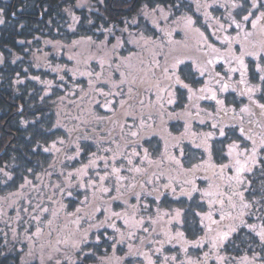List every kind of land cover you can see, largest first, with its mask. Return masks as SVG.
Returning a JSON list of instances; mask_svg holds the SVG:
<instances>
[{
	"label": "trees",
	"instance_id": "trees-1",
	"mask_svg": "<svg viewBox=\"0 0 264 264\" xmlns=\"http://www.w3.org/2000/svg\"><path fill=\"white\" fill-rule=\"evenodd\" d=\"M208 1L210 0H90L86 7H80L78 6L79 0H0V19L3 20V23H0V61H2L0 62V167L12 175V180L9 181L0 174V264H40L39 258L42 255L45 257V264H48L46 257L50 254V249L41 250L40 240L30 243L25 239L24 223L29 220V216L22 211V205L25 204L24 200L19 197L17 203H12V196L7 197L8 193L15 190L19 191V186L25 183V179L33 180L34 183H37L35 186H43L45 180L51 179V176L46 175V172H51L52 175L58 177L61 172L66 173L67 170L73 169L75 171L81 168L82 164H87L86 157L91 155V152H96V150H91L93 145H90L91 141H89L88 144H84L87 147L86 153L82 156V161H76L71 168L63 171L54 164V154L43 150L50 147L59 138L65 139L66 134L61 126L62 123L77 124L81 121H87L88 106L84 102L85 98L88 97L87 94H90L87 78L73 80L74 76L71 73V69L77 68L73 59H69L75 45L74 42L89 38L101 42L106 36H110L109 40L113 43L116 40L112 33L119 38L123 30L127 28L128 33H143L146 37L150 36L149 38L154 41L162 39L164 40L162 43H166L165 46H168L169 42L183 40V34L176 31V28L180 22L185 21L184 17L194 15V12L203 8V4ZM244 2L246 9L252 10L251 0H244ZM261 2L264 3V0ZM145 3L149 4V8L159 4L165 9V15L168 16V19L164 20L158 12L154 14L149 12L147 17L140 15L141 7ZM73 16L78 18L79 23L74 22ZM133 18L138 21L136 24L131 23ZM157 24L159 27L156 26ZM106 29H112V33L106 32ZM160 29L164 30L163 33ZM128 33H124V35L127 36ZM168 33L171 35H167ZM186 46H189L188 42ZM198 49H205L203 42L198 44ZM154 59L157 60L158 58H152L149 65ZM192 73L195 75L196 82L188 79L186 83H189L193 89L201 88L203 83L205 85L208 74L201 77L197 76L195 72ZM61 76L64 77V80L60 79ZM77 76L79 75L77 74ZM33 77L39 79H33ZM145 78L153 79L150 76ZM47 82H51V87ZM178 91L179 105L174 107L176 109L174 116L177 117V122L170 124V131L181 130L185 124L195 125L197 118L203 121L206 118L209 125L216 123L225 126L241 125L242 123L243 127L251 129L250 134L257 131L254 124H248L251 119H243V122L239 120L238 112L241 105L236 98L227 97L225 102V107L228 109L227 115L218 110L212 114L214 118H210L206 113H210L211 104L217 105L215 101L210 100L208 103L201 101L202 111L197 115L198 112L196 113L193 105L189 103L186 105L187 90L180 88ZM152 92L154 90L145 92V94ZM72 93H76V95H72ZM135 98L137 97L135 96ZM130 104V107L127 106L129 110H125V115H128V111L133 113L137 109L134 108L137 103ZM140 105L138 103V106ZM230 108H235V113ZM103 111L101 110L100 115H107ZM123 111L122 108L121 112L119 111L117 114L121 115ZM256 113L259 116V111ZM117 114H115V121L117 122L116 126L119 127L122 126L123 119L118 118ZM190 115L192 117L189 118ZM125 120L127 121L126 116ZM258 120L260 121V119ZM109 126V124H105V128ZM105 128L103 125L97 126L94 131ZM226 128L235 130L231 127ZM154 129L157 130V128ZM154 129L152 131H155ZM133 138L135 137L130 140ZM223 139L220 138L219 147H221ZM99 153L104 155L102 151ZM197 153L200 154L201 152L198 151ZM200 158L199 155L196 160ZM214 159L215 156L212 154L209 160L213 163ZM220 161V159L217 160V162ZM262 165H264V161H262ZM89 175L95 179L91 170ZM36 177H39V180ZM248 179L252 182V191L245 193V195L249 199L253 196L259 199L261 195H264V189H257V185H263L264 171L258 168L256 174L248 175ZM75 182L74 179L73 183ZM75 197H70L67 201L69 205L66 211L73 213L76 208L82 210L81 233L75 230L74 225L69 226L70 222L65 218L64 212H60L61 219L59 222L61 227L64 224L68 225L67 232L72 233L71 236L67 237L70 242L81 239L85 231L89 232L87 242L81 244L80 250L73 249L70 245H61L66 254L72 258L74 264H136L134 263L136 260L139 261L137 264H148V261L139 255L140 252L147 253L156 261V264H161L162 256L155 253V248L158 245H153L151 248L152 244L150 243L146 246L148 240L158 241L157 236L160 233L157 232L159 229L156 230V225H153L155 232H151V225L145 223V227L149 228V233L133 228L131 231L135 235L131 239L125 236L124 243L117 244L113 249L112 241L104 236H101L99 243L95 239L96 235L106 233L105 231L89 229L90 223H99L97 220L105 217H103L105 215L103 206L106 204L105 199L107 198L104 194L99 195L96 191L95 197L89 194V203L85 205L81 203L84 199L83 195L76 193ZM38 201L47 202L50 205V201L41 198L40 195ZM131 201L130 206H125V201H116V204H113L123 208V210L125 208V216L129 218L130 222L132 220L131 214L134 211L137 219L141 216H152L158 221L161 212L159 210L157 213L156 210L159 207L169 211L176 205V200L170 199L168 204L161 202L149 206L147 211H144L141 208H136L138 203H142V200L138 202L134 197ZM109 202L111 203V201ZM7 203L9 204L8 208L2 207ZM183 203V199L178 200L179 205ZM91 204H94L95 211L92 215H86L83 211ZM186 206L189 209L188 205ZM96 208H100L101 211H96ZM18 211L19 215L23 217L22 220L17 219ZM189 211V213L186 212L185 219L183 218L185 221L183 228H179L176 224L167 223L166 229L168 228L169 233L175 229L184 231L185 239L189 242L185 245L182 240L180 241L181 245L188 248L187 253L183 251L184 247H171L172 244H176L177 240H174L172 244H164V255L177 257L174 264H181V261L183 264H188L189 261L192 264H245L244 258H251L254 253H259L260 257L264 258V245L261 244L258 237L244 227L233 233L222 247L217 242V248L214 249L213 242L216 234L213 236L210 232H206L207 229L201 230L197 223L198 217L194 215L197 210L191 208ZM246 219L249 223H258L248 217ZM117 221L123 223L122 220ZM227 222L229 226H235L232 220H227ZM12 228H16V238H13ZM31 231H34V228L30 229ZM165 232L167 231L161 234ZM106 234L112 236L114 232L110 231ZM62 235L67 236V233H62ZM53 236L56 237L55 233ZM195 241H199L203 246L192 247V242ZM129 245L136 248L132 250V255L129 254ZM205 254L208 255L206 261ZM217 256L225 259L218 260ZM169 264H173V262L169 261Z\"/></svg>",
	"mask_w": 264,
	"mask_h": 264
},
{
	"label": "snow or ice",
	"instance_id": "snow-or-ice-1",
	"mask_svg": "<svg viewBox=\"0 0 264 264\" xmlns=\"http://www.w3.org/2000/svg\"><path fill=\"white\" fill-rule=\"evenodd\" d=\"M232 7L234 9H241L242 11L239 13L240 20H237L235 17L230 16V23L228 27H233L235 29H239L244 32V38L247 39L248 36L252 35L251 32L244 31L249 25L252 29H256L257 26L260 27V36L264 38V3L261 0H251V9L247 10L245 8V4L243 0L240 2H233ZM151 13H160L164 20L168 19V16L165 15V9L161 7L159 4H156L154 7L149 8V4L145 3L142 5L140 10V15L147 17ZM73 20L75 23H79L78 18L73 16ZM186 26L188 28H192L195 24V21L189 16L184 17ZM138 21L136 18H133L131 21L132 24H136ZM0 23H3V20L0 19ZM128 23V21H126ZM159 27V25H156ZM219 28L222 30L224 28L223 24L219 25ZM74 30V29H73ZM196 32H199V29H194ZM106 32L112 33V29H106ZM163 33V29H160ZM124 33H128V29L125 28L121 34V37H115L114 33H112L113 38L116 40L114 44H111L109 47V42L107 40L101 41L99 46L100 58L92 57L93 60L96 61L98 68L100 69L98 72L88 71L81 73V75H86L90 79L88 80L89 86L93 89L95 96L100 97L102 99H93V103L99 106L101 109H105L108 112H114L115 108L113 105H118L120 108H125V106H131L130 102L133 99V90H135L137 102L141 105H144V98H140L141 95L145 92L155 91L157 95V102L155 107L158 112H163L165 110V104L167 105H175L177 103V88L186 89L188 92V99L191 100L193 96L197 95L199 92L201 95L198 96V99H211L216 102L219 106V111L224 112L227 115L228 109L225 107V100L218 99L217 92L212 88H199L193 89V87L186 83L185 80L192 79L195 83V75L188 70L185 72V69L181 68V65L185 63L182 59H174L172 62L161 63L159 60H153L151 65H146L144 60L139 61L138 66H133L131 61L133 59V54L129 53L128 56H121L118 52L119 49L125 47V44H135L138 47L142 46L141 42L144 45H147L151 41L149 37H146L143 33H137L133 36L131 33H128L127 36ZM167 35H171L168 33ZM212 35H216V33H212ZM201 38L207 42V37L200 33ZM91 39V38H89ZM217 39H220L217 36ZM223 42L231 46V38L228 36L223 37ZM78 43V42H74ZM92 43H95L94 41ZM207 47H212L211 45H207ZM214 52L219 51L218 49L213 48ZM261 52H264V39L261 42ZM248 56H255L257 59H261L259 52H248L246 53ZM69 59H73L69 57ZM235 63L237 66L230 67L228 69L229 73H238L240 75V83L245 84V76L248 73V65L245 63L244 55L234 57ZM2 62V61H0ZM218 60L206 59L204 67H197L196 73L199 76L203 77L206 74L210 75L209 67L215 68L216 63H219ZM225 63H231V61H224ZM256 71L260 73H264V66L257 64ZM123 69V71H122ZM105 70L109 72L110 77H118L119 82L116 83L111 79H102L105 75ZM183 74V79L181 78ZM75 76V73H72ZM146 76H150L153 79H146ZM220 76V73L217 72L215 76H212L211 79L216 83H220V92H226L229 88L227 83H221V80L217 79ZM94 78V79H93ZM33 79H39L38 77H33ZM61 80H64V77H60ZM259 80L262 82L261 86H251L246 87L243 91L240 92L241 96H247L250 105L254 106L259 110V116L264 117V103H261L260 100H264V74L259 76ZM51 87V82H47ZM100 85H104L108 87V91H104L103 87ZM147 85V87H145ZM125 89H127L125 91ZM257 93H261L259 99H255ZM72 95H76V93H72ZM125 97V99H118L119 97ZM233 113H235V108L231 109ZM241 113H248L249 115H256L257 113L252 110V107L245 106L240 108ZM131 115V113H129ZM199 115V113H197ZM211 115V114H209ZM151 117H149L150 119ZM104 117H97V120H103ZM244 117L241 115L239 120L243 122ZM112 123L113 121H109ZM201 123L205 121L201 120ZM249 125L253 124L252 120L248 121ZM255 125L257 128L264 129V122L256 121ZM143 127V123L140 125ZM211 127L217 129L219 137H226L227 133L225 131V127L234 128L239 133L240 143H237L233 140L231 143L227 145L223 144L221 141V147L219 151L223 155L225 159L228 160L227 163H221L220 165H210V167L216 169L218 173L221 175L219 179L225 180L227 182V191L220 190L219 184L210 183L207 188L201 189L199 188L194 181H186L191 186L190 191H186L181 188V195L186 196L189 200H192L193 195L197 194L199 196V204L198 207H205L207 211L204 213L195 212L194 215L200 217L197 223L200 225L201 230L207 229L208 232H212V225L220 226L221 221L224 220H232L235 226H229L227 231H218L214 238L213 248H217V242L220 247L230 239L231 235L239 230V228L244 227L249 230V232L253 233L256 237L259 238V241L262 245H264V195H261L259 199L253 198L249 199L245 193H248L251 190V181L248 179V174H251L254 169L261 168L264 171V165H262V161H264V131L259 134V139L255 138L250 134L251 129H246L241 125H225L220 126L216 123L211 124ZM130 137H138L140 133L138 131H130L128 133ZM84 139H88V137H84ZM214 139V134L209 132L205 134L203 144H197L196 147H203L204 150L211 156L213 151V145L209 142ZM114 142V141H113ZM250 142V146H249ZM64 140L54 141L50 147L44 148L45 152L49 153H58L61 151L60 147L57 145H64ZM75 155L67 157L69 160H78L80 155L83 152L81 145L78 142H75ZM139 142L135 140H130L125 145V149L128 147H138ZM97 151L91 152L89 161L87 164L83 165L81 168L76 169L74 172L64 173L61 172L60 175L65 177V180L62 184H53L52 188V196L48 197V200L52 204H58L59 206L55 209L46 206L43 201H38L35 204L31 199H25V203L31 207V212H29L28 207H23L22 211L27 213L29 216V220L24 223V232L25 239L30 243H35L41 238L46 237L45 243L40 244V248L43 251L45 248L50 249V254L47 255L46 260L48 264H74L72 258L68 256L65 252V249L61 247V245L69 246L73 249L80 250V246L82 243L87 242V237L89 235L88 231H85L79 240H73L70 242L68 236H71L72 233H68V225L64 224L63 227L60 225V212L63 211L65 213V218L75 226V230L78 232L80 230V224L82 220V210L80 208H76L75 212L68 213L66 211L67 204L62 203L65 197H73V193H79L84 196L83 201L81 203L87 205L89 203V194L92 197H95L96 191H99L103 194L115 191L121 192L122 188H127L131 190V194L135 196L136 200L139 202L141 199V193L135 191L137 186L141 189L145 188V184L139 183L138 181L133 183L132 181L136 180L137 175L145 174L148 171V168L144 165L147 164L151 166L154 161L150 159V155L148 149L142 148L141 151H132L129 153L127 150L123 152H115L113 148L106 147L101 149L97 144ZM119 147V145H117ZM179 152V156L183 157L184 152L183 149L179 147V144L174 145ZM226 149V151H225ZM108 153V156L99 155V152ZM173 162L182 168L181 160L176 157H170ZM103 162V172L101 175V170H99V163ZM197 168L199 166H196ZM92 171L95 179L89 175V171ZM226 171L232 172V175H224ZM31 172V169H29ZM124 173L132 174L124 175ZM0 174L7 178V180H12V175L5 171L4 168L0 167ZM46 175L51 176V172H46ZM152 176H156V173L153 172ZM159 177H157L158 179ZM39 180V177H36ZM75 179V183L73 180ZM208 177H205L207 180ZM106 181H114L112 187L106 186ZM127 181L128 183H124ZM6 183V181H5ZM147 184H152V179L147 181ZM32 185L31 180L25 179V183L21 184L19 187L23 190L26 186ZM35 187V185H33ZM165 190H171L172 193H175L176 188L173 187L171 183H168L163 186ZM153 192L156 193V199L160 198L159 189L153 188L152 191H148L144 194L152 195ZM59 195V201L53 200L52 197ZM78 199V197H75ZM112 200L119 199V197H111ZM227 201L228 208L235 211L237 214L234 216L233 212L230 211L225 215L223 209L225 207V202ZM217 205L219 207H217ZM136 208H142L144 211H147L149 208L148 204H139ZM96 211H101L100 208H96ZM104 212L107 213L105 219L100 221L99 223H90L89 229H100V228H111L114 232V235L107 236L106 233H100L96 235L95 239L97 243H99L101 236H104L106 239L112 241V247L115 249L117 244H123L125 240V232L121 231L119 227L116 226V220H123V224L128 229L127 237L131 239L134 236V232L130 229L136 228L142 230L144 233H149V228L145 227V223L147 222L149 225H155L157 220L153 219L152 216H141L138 219L136 218V212L134 211L132 215V220L130 222L129 218H126L120 212H113L109 209H104ZM157 213L159 209L156 210ZM214 212H218L220 214V219H214ZM164 215L171 216V220L175 223L179 228H183L185 221L183 219L184 213L180 210H175L174 215L170 213H165ZM246 217L258 222V223H249ZM17 219L22 220L23 217L19 215V211L17 214ZM207 220L210 223L205 224L204 221ZM167 226V225H166ZM34 231L30 232V229ZM47 229V232H45ZM13 238H16L17 231L16 228H12ZM153 232H155V228H153ZM53 233L56 235L55 243L52 241ZM62 233H67V236H63ZM6 235V234H5ZM164 235L168 236V232H165ZM173 240H182L185 245L189 242L185 239L184 231H177L175 235L169 236L167 241H154L148 240V243L158 245L155 248V253L157 255L162 256L161 264H169V261H176V256H165L163 254L164 244H172ZM143 243V241H142ZM192 247H202L203 245L199 241L192 242ZM183 251L187 253L188 248L184 247ZM129 254L132 255V246L129 245ZM139 255L143 256L148 264H156L147 253L140 252ZM218 260L225 259L224 257H216ZM40 264H45V257L42 255L40 258ZM208 259V255L205 254V261ZM245 264H264V258L260 257L259 253H254L251 258L245 257ZM183 264V261H181ZM188 264H192L191 261Z\"/></svg>",
	"mask_w": 264,
	"mask_h": 264
},
{
	"label": "rangeland",
	"instance_id": "rangeland-1",
	"mask_svg": "<svg viewBox=\"0 0 264 264\" xmlns=\"http://www.w3.org/2000/svg\"><path fill=\"white\" fill-rule=\"evenodd\" d=\"M90 2V0H79L78 2V6L80 7H86V5H88ZM234 0H210L208 1L206 4H203V8H199L198 10H196L194 12V15H191L190 17L195 21V24L192 26V28H188L186 26L185 21H182L178 24L176 31H179L183 34V40L182 41H172L169 42L168 46H165L166 43H162L164 40L160 39V40H156L154 41L153 39H151V41H154V43L149 42L147 45H144L143 42H141L142 46H137L135 44H125V47L122 49H119L118 52L121 56H128L129 53L133 54V59L131 61L133 66H138L139 65V61L142 59L145 61V64L149 65V62L152 58L156 57L159 59V61L163 64L165 62H172L174 59H182L185 61V63L183 65H181V68L185 69V72H187L188 70H190L191 72H195V74L197 76L198 73H196V68L199 67H204L205 66V60L206 59H213V60H218L220 61L219 63H216L215 65V69L209 67V73L210 75L206 78L207 81H205V85L203 83V85H201V88H212L213 90H215L217 92V97L218 99H223L227 100V97L229 96L230 99L236 98L237 100H239L240 102V108L245 107V106H250L252 107V110L254 112L259 111L258 109H256L254 106L250 105V102L247 98V96H241L240 92L243 91L246 87H251V86H261V81L259 80V76L264 74V73H260L256 71V65L259 64L261 66H264V52L260 51L261 48V42H262V38L260 36V27L257 26L256 29H252L251 26L249 25L244 31L247 32H251L252 35L248 36L247 39L244 38V32H242L239 29H235L234 26L233 27H228L229 23H230V16L235 17L237 20H240V15L239 13L242 11L241 9H234L232 7ZM235 2H240V0H235ZM244 2V0H243ZM219 3V4H218ZM245 4V2H244ZM218 5V7L216 8V6ZM246 8V5H245ZM248 10V9H247ZM174 23V22H172ZM223 24L225 30H222L219 28V25ZM175 25V24H174ZM194 29H199V32H196ZM200 33H203L204 36H206L207 42L205 43V41L201 38ZM212 33H216V35H212ZM133 36H135L137 33H131ZM217 36L220 37V39H217ZM228 36L231 38V46H229L228 44L223 42V37ZM150 37V36H147ZM110 36H106L104 41L107 40L109 42V47L111 46V44H114L115 42L111 43V41L109 40ZM186 39V41L184 42V39ZM95 43H92V42ZM189 44V46H186V44ZM204 43V50H199L198 49V44L199 43ZM101 42L97 39H87V40H80L78 41V43H75L74 47L72 48V54L70 55L73 58V61L76 63L77 68H73L71 69V73H75V76L73 78V80H78L80 78H87V82L90 79L88 76L86 75H81V73L84 72H88L90 70L98 72L100 69L97 66V63L95 60L92 59V57H96L97 59L100 58V51H99V46H100ZM207 45H211L212 47H207ZM195 46V48H194ZM188 47V48H186ZM218 49L219 51L214 52L212 49ZM248 52H259L260 56L262 57L261 59H257L255 56H248L246 55V53ZM244 55V60L245 63L248 65V73L245 76V80L246 83L245 84H241L240 81V75L238 73H229L228 69L230 67H235L237 66L234 60V57H238ZM157 59V60H158ZM231 61V63H225L224 61ZM252 62V64H251ZM123 71V69H122ZM220 73V76L217 77V79L221 80V83H227L229 85V88L226 92H220V87L221 84L220 83H216L214 80L211 79L212 76H215V74L217 72ZM77 74L79 76H77ZM207 76V75H206ZM181 78L183 79V74L181 76ZM94 79V78H93ZM102 79H111L112 81L118 83L119 82V78L118 77H110L109 72L107 70H105V75ZM186 82V80H185ZM100 87H103L104 91H108V87L104 86V85H100ZM127 89H125L126 91ZM88 91L90 94H86L88 95V97L85 98L84 102H86L85 104L88 106L87 107V121H81V123H69V124H65L62 123L61 126L62 128L65 130V139H62L65 141L64 145H57V147L61 148V151L58 153L53 152L54 157H53V161L54 164L59 166V168L63 171H65L66 169H69L72 167V165L77 161V160H69L67 159V157L73 156L75 155V142H78L81 145V148L83 149L82 154L80 155V157L78 158L79 160L82 159V156L86 153V147L84 144H88L89 141L90 145H93V147H91V150H96L97 151V144L99 145V147L101 149L106 148V147H117V145H119V147H125V142L123 140V135L119 134V131H116L115 129L118 128L116 126V121L115 120H111L110 119V115L111 114H107V115H100L101 114V110H105V109H101L99 106L95 105L93 103V99H102L100 97L95 96V93L93 92V89L89 86L88 84ZM201 94L199 92H197V95L193 97V108L196 111V113H201L202 111V107L201 106V101H204V103H208V101H210L211 99H198L197 97L200 96ZM261 93H257L256 96L254 97L255 99H259ZM121 98V97H120ZM228 98V99H229ZM124 99V97H123ZM212 101V100H211ZM261 103H264V100H260ZM231 103V102H230ZM91 107V108H90ZM210 109V113H206L207 115L210 116V118H214L212 116V114H215L218 110H219V106L218 105H212L209 108ZM233 108H230V110ZM99 111V112H98ZM195 113V114H196ZM129 115V113H128ZM239 117L242 115L244 117L245 120L251 119L253 121L254 126L256 120L260 119L261 122H264V117H259L258 115H249L248 113H241L240 111L238 112ZM97 117H104L103 120H97ZM132 115H129L128 120L126 121L127 126H125V134H128L130 131H137L140 133V135L138 137L133 138V140L138 141L139 142V146L143 143H145L146 145L147 142L145 140H142L143 137H145V134L143 132H140L142 130H146L147 127H141L140 125L144 122H147L143 119L142 122L136 121L137 118H134ZM113 121L112 123H110L109 121ZM202 119H198L196 120L197 124H195V128L193 129L192 133H196L194 134V141L195 143H193V163H194V167L192 169L193 172V180L195 181L194 183L197 185L196 181L199 179H203L205 177H214L215 179L213 180V182H209L212 184H217V179L219 178V176L221 175L220 173H218V171L212 167H210V165H220L221 163H227L228 160L225 159L223 157V155L221 154V152L219 151L220 147H219V140L222 137H219L218 135V131L217 129L211 128V123L210 125L207 124V119L205 118V122L201 123ZM105 124H109L111 125V127L106 130V129H99V131H94V129L97 128V126H101L103 125V127L105 128ZM155 124V123H154ZM122 128H124V124H122ZM153 128V127H152ZM258 133H254L252 132L251 135H253L255 138L259 139V134L264 131V129H260V128H256ZM156 130V129H154ZM225 131L227 133L226 137H223V143L224 145H227L228 143H231L233 140H235L237 143H240L239 140V133L236 130L233 129H227L225 127ZM212 132L214 134V139L209 141L212 145H213V151L212 154H214L215 159L214 162L211 163L210 156L209 154L204 150L203 147L197 148L196 145L197 144H201L202 141V137H205V134ZM128 138H130L129 135H125ZM84 137H88V139H84ZM197 137H199L197 139ZM58 140H61L60 138ZM56 140V141H58ZM114 141V142H113ZM126 141V140H125ZM204 142V141H203ZM179 144V147L181 148L182 146H184V144H181V140L177 141L175 144ZM171 145L172 148H175L174 145ZM138 146V147H139ZM153 145L147 146V148L151 149ZM249 146H250V142H249ZM138 147H135L138 149ZM203 148V149H202ZM204 150V152L200 154H198L197 152L201 150ZM226 151V149H225ZM105 153V152H103ZM211 154V155H212ZM201 156V158L199 160H196L198 156ZM62 159V160H61ZM208 159V160H207ZM221 160L220 162H217V160ZM103 163V162H101ZM196 166H199L198 168ZM65 169V170H64ZM257 169H254V171L251 174H256ZM56 171V170H54ZM68 172H74L73 170H67ZM58 172V170H57ZM66 172V173H68ZM172 174L170 175L168 172H165L163 174V180H162V176L158 173L157 176L154 179V182H158V185L156 186L157 188H162V186L171 183L173 185V187L176 188V191H181V188L185 187V179H186V171H172ZM54 174V172H53ZM125 175V174H124ZM224 175H232V172L230 171H226L224 173ZM249 175V174H248ZM51 175V179H47L44 181V185L43 186H35L33 187V185L37 184L34 183L33 180L31 179H27V180H31L32 181V185H28L26 186L23 190L19 189V191H14L12 193H8L7 197H11L12 196V203L13 202H18L19 197H22V200H24L25 203V199H31L33 201V203L35 204L36 202H38V197L39 195L41 196V198L44 199H48V197L52 196V188L51 185L53 184H62L63 185V181L65 180L64 176H54ZM157 177H159L157 179ZM74 181V180H73ZM39 182V181H38ZM136 182V181H134ZM114 181H110L106 186L108 187H112ZM126 183V182H125ZM220 185V190L223 191H227V182L225 180H221L220 183H218ZM198 186V185H197ZM155 186L153 185V188ZM201 189H205L208 186L203 185L202 183H200V186H198ZM257 189H264V180H263V185L259 184L257 185ZM129 192V193H128ZM99 195H103V193L99 192ZM125 193V195H124ZM76 192L73 193V197H75ZM124 195V196H123ZM105 198H107V200H112L111 197H119V199L113 200V202H106V204L103 206V209H108L110 211L113 212H123V215H125V211L123 210V208L121 207H117L113 204H116L115 202H122L125 201V203L128 200H131L133 198V195L131 194V190L127 189V188H122L121 192H109L104 194ZM123 196V197H122ZM184 195H182L183 200L184 199ZM53 200L59 201L58 198V194L57 196L52 197ZM70 199V197H65V200L63 199L62 203L67 204V206L69 205V203L67 202ZM173 199L176 200V205L173 206L172 209H170L169 211H166L165 209L159 207V210L161 213H159L160 215V219H163L161 221V228H159L158 231L164 232L167 231L168 232V236L163 235L164 237L162 239H168L169 236L175 235V233L178 230H173L172 232L169 233L168 228L166 229V225L167 223H171V224H175L172 222L171 220V216L168 215H164L165 213H170L173 214L175 213V210H180L184 213L183 218L187 215L186 213V209L188 203L184 202L183 204L179 205L178 204V200L180 199L179 196H175L173 197ZM108 200V201H109ZM155 200H157L155 198ZM191 203V208H195L197 210V212H201L204 213L207 211L206 207H198L199 204V196L197 194L193 195L192 201L189 200ZM124 203V204H125ZM27 204L25 203L24 205H22V208L24 206H26ZM46 206H49L50 208H57L59 205L58 204H51L50 205L45 202ZM113 205V206H112ZM9 204L7 203L5 206H2L4 208H8ZM27 207L29 208V212H31V207L27 205ZM217 207H219L217 205ZM188 209V213L190 212ZM142 209V208H141ZM95 211V206L94 204H91L88 208H86L83 213H85L86 215H92ZM225 215H227L228 212L232 211L233 215L235 216L237 213L235 211H233L232 209L228 208L227 206V201L225 202V207L223 209ZM63 212V211H61ZM6 215V214H5ZM107 213L105 212L106 216ZM185 219V218H184ZM200 219V217H198V220ZM214 219L219 220L220 219V214L218 212H214ZM100 221L97 220V222ZM230 221V220H228ZM116 222V226L119 227L121 229V231L125 232V236H127V231L128 229L126 228V226L123 223H119L117 220ZM123 222V220H122ZM204 223L207 225L210 222L205 220ZM72 224L70 223L69 226H71ZM125 227V230H124ZM229 225L227 222V219L224 221H221L220 226L218 227L217 225H212L213 231L210 232L213 236L218 232V231H225L226 229H228ZM83 228V227H82ZM223 228V229H222ZM133 229V228H132ZM130 229V230H132ZM135 229V228H134ZM206 229V228H205ZM221 229V230H220ZM95 230V229H94ZM110 231L113 232V230L111 228H109ZM139 231V229H138ZM157 231V232H158ZM79 233H81V229L78 231ZM151 232H153V225H151ZM208 232V231H206ZM151 235L153 233H150ZM135 235V234H134ZM45 239L41 238L40 241L42 243H45ZM53 243H55V239L56 237L53 236L52 238ZM148 240V239H146ZM157 240L161 241V237L158 235L157 236ZM174 241V240H173ZM181 240H177L176 244H172L171 247L172 248H176V247H183L180 244ZM150 243H148V241H146V246H148ZM155 244H152L150 247L152 248V246ZM165 247V246H164ZM46 250H49L47 248H45ZM136 249L135 247L132 246V250ZM164 250H163V254L164 255ZM139 253V252H137ZM161 256V255H160ZM136 260V259H134ZM137 262L139 261H135L134 263L137 264Z\"/></svg>",
	"mask_w": 264,
	"mask_h": 264
},
{
	"label": "flooded vegetation",
	"instance_id": "flooded-vegetation-1",
	"mask_svg": "<svg viewBox=\"0 0 264 264\" xmlns=\"http://www.w3.org/2000/svg\"><path fill=\"white\" fill-rule=\"evenodd\" d=\"M178 89H180V88H177V103L175 105L165 104V110L163 112H158L157 108L155 107L156 102H157V95H156L155 91L152 93H147V94L143 93L140 98H144L145 103H144V105L138 106L137 98H135L136 93H135V90H133V99L131 100L130 103H137L135 105L136 107H134L135 109L136 108L137 109L133 113H132V111H128V112L131 113V115L134 118L138 119L136 121L142 122L143 119L145 121H147V122H144V127H147L146 130H142L140 132H143L145 134V137H143L142 140H145L148 145L143 143L138 147V149L137 148H129V147L127 149H125V147H120V148L111 147L117 153L123 152L125 150H127L129 153H131L132 151H141L142 148L148 149L150 159L153 160L154 163L151 166H148L147 164H145L144 166L148 168L147 173L137 175L136 180H135L136 182L138 181L139 183L145 184L144 189H141L139 186H137V188L135 189L136 192L141 193V199L140 200H142L141 201L142 203H140V204H148L149 206H152V205H155V204H158L161 202L168 204V203H170L169 200L173 199V197H175V196H179L180 199L182 198L181 191H175V193H172L170 189L165 190V188L163 186H162V188L156 187L158 185V182H154V179L158 173L162 176V180H163V174L165 172H168L171 175L172 171H186L185 187L183 188L186 191H190V189H191V186L188 183H186V181H194L193 177H192L193 176L192 169L194 167L193 143H195L194 134H196V133H192V132H193V129L195 128V125L185 124L181 128V130H178V131H170L169 130L170 124L177 122V117L174 116V114H176V109H174V107H178V105H179V101H178V95H179L178 92L179 91H178ZM187 97H188V94H187ZM118 99H123V96L121 98L119 97ZM124 99H125V97H124ZM188 103L190 105H193V103H194L193 97L191 100H189L188 98L186 99V105ZM113 107L115 108L114 112H108L106 110H104L103 112H105L107 114H111L110 115L111 120H116L115 114H117L119 111L121 112L122 108H120L118 105H113ZM123 109H124L123 114L122 113H121V115L117 114V116H118V118L123 119L124 128H122V126H119L115 130L119 131L120 135H122L124 133L122 138H123L125 145H126L128 143V141H130V139H132V137H130L128 140L127 137L125 136V135H128V134H125V126H127L125 116L128 120L129 115H127V114L125 115V110L128 109L127 106H125V108H123ZM149 117H151V118L149 119ZM190 117H192V115H190L189 118ZM178 122H179V120H178ZM179 124H182V123H179ZM110 126L106 127L105 129L108 130L110 128ZM154 128H157V130L152 131V129H154ZM256 133H258V132L256 131L255 134ZM198 138L199 137H197V139ZM179 140H181V144H184V146L181 147V149H183V152H184L183 157L179 156V152H178L177 148L171 147V145L175 144ZM203 141H204V137H202L201 144H203ZM150 145H153V146H151L152 148L151 149L147 148V146H150ZM203 152H204V150H201V155ZM98 154L100 155V153H98ZM108 155H109L108 153H104L103 156H108ZM173 156L181 160L182 168L180 166L176 165L173 162V160L170 159V157H173ZM89 158H90V155H88V157H86L87 163L89 161ZM77 161L81 162L82 159H80V160L78 159ZM82 166H83V164H82ZM99 170H101V175H103L104 174L103 163H101V162L99 163ZM153 172L156 173V176H152ZM124 174L129 175V176L132 175V174H128V173H124ZM149 179H152V184H147V181ZM214 179H215L214 177H211V178L208 177L207 180H205V178H203V179L197 180L196 183L198 186H200V183H202L205 186H208L209 182H213ZM109 182L110 181H106L105 183L108 184ZM125 182L128 183L127 181H125ZM132 182L135 183L134 181H132ZM220 182H221V179L218 178L217 184ZM153 185L155 186L154 188L159 189V191L161 193L160 198L158 200H155V198H156L155 192H153L152 195L144 194L148 191H152ZM124 195H125V193H124ZM134 197L135 196H133V198ZM185 197H184V199H185ZM108 200L105 199V202H109V201L112 202L113 201V200H109V201ZM131 202H132L131 200H128L125 203V206L126 205L130 206ZM184 202L188 203V207L191 208V203L187 197L184 200ZM124 210H125V208H124ZM186 212H188V209L186 210ZM103 217H104V215H103ZM103 219H105V217L102 218L100 221H102ZM161 221H162V219H159L157 221V223L155 224L156 230L161 228L160 227ZM100 229L105 231L106 233L110 232L109 228H100ZM158 233H160V235L159 234L158 235L161 237L162 241H167L166 239H162L163 237L161 236V233H162L161 231H158ZM182 246L185 247L184 245H182Z\"/></svg>",
	"mask_w": 264,
	"mask_h": 264
}]
</instances>
